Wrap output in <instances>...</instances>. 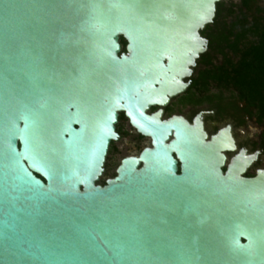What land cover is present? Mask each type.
I'll return each mask as SVG.
<instances>
[{
  "label": "water",
  "instance_id": "1",
  "mask_svg": "<svg viewBox=\"0 0 264 264\" xmlns=\"http://www.w3.org/2000/svg\"><path fill=\"white\" fill-rule=\"evenodd\" d=\"M226 1L0 0V264H264L258 155L149 114ZM121 113L151 147L102 185Z\"/></svg>",
  "mask_w": 264,
  "mask_h": 264
},
{
  "label": "flooded vegetation",
  "instance_id": "2",
  "mask_svg": "<svg viewBox=\"0 0 264 264\" xmlns=\"http://www.w3.org/2000/svg\"><path fill=\"white\" fill-rule=\"evenodd\" d=\"M218 27L216 17L214 23L209 25L202 32V36L209 41L208 51L197 61V65L193 69L191 77L184 81L189 85L186 91L173 98L165 107L151 108L149 114L151 115L157 112H162V119L164 121L173 117H183L191 124H193L197 117L204 114L206 129L210 135L213 134L209 130V122L216 124L217 127L220 125L217 132L221 128L231 124L234 127V135L237 140L238 152L228 154V158L231 160L243 150H246L249 156L258 155V160L254 163L247 174V177H253L256 175L258 170H264V167H261L264 158V125L259 124L257 118L252 115L254 109L251 108L245 101L240 100L239 94L233 89L224 88L223 86L217 84V82H213L211 80L207 83V88H204V72L208 71L209 73H215L216 68L221 67L225 60L222 55L216 54V52L212 49V38H217L220 35V32L217 29ZM121 43L123 51H125L126 42L122 39ZM234 60L237 61V59ZM252 122L258 125L260 130L256 139L254 140L247 134L245 135L244 140H239L236 132L237 129L246 128V130H248L247 126ZM117 132L120 135V140L117 143H120L130 135H134L133 142L135 144V149L140 150L138 155L144 148L151 147V140L140 135L132 127L130 121L123 113H121L119 117ZM117 143L112 145L109 155L117 149ZM101 184L105 185V183Z\"/></svg>",
  "mask_w": 264,
  "mask_h": 264
},
{
  "label": "trees",
  "instance_id": "3",
  "mask_svg": "<svg viewBox=\"0 0 264 264\" xmlns=\"http://www.w3.org/2000/svg\"><path fill=\"white\" fill-rule=\"evenodd\" d=\"M251 1L242 0L240 5L219 4L217 29L220 35L211 42L213 51L225 60L215 73L204 72V88L211 80L233 89L240 100L254 109L252 115L259 124L264 125V8H257L250 22L247 16L253 8Z\"/></svg>",
  "mask_w": 264,
  "mask_h": 264
},
{
  "label": "rangeland",
  "instance_id": "4",
  "mask_svg": "<svg viewBox=\"0 0 264 264\" xmlns=\"http://www.w3.org/2000/svg\"><path fill=\"white\" fill-rule=\"evenodd\" d=\"M228 3H234L240 5L242 0H228ZM251 5L253 6L252 10L249 12V15L247 16L249 18V21L252 22L254 20V16L256 14L257 8H264V0H252ZM220 125L213 124L209 122V130L212 132V134H215L218 130ZM248 130L245 129H237V136L239 140H244L245 135L251 136L254 140L256 139L259 130L258 125H256L254 122L248 124ZM134 135H130L126 137L123 141L116 144L117 149L112 152V154L109 155L108 161H107V173L102 179L103 181L113 178L116 175V169L120 165L121 160L128 156V155H138L139 149H135V144L133 142ZM262 166L264 167V158L262 161Z\"/></svg>",
  "mask_w": 264,
  "mask_h": 264
}]
</instances>
